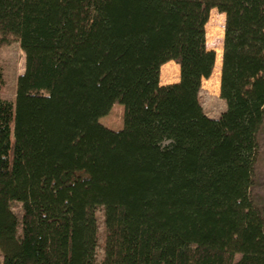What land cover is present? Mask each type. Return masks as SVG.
<instances>
[{
    "label": "trees",
    "instance_id": "16d2710c",
    "mask_svg": "<svg viewBox=\"0 0 264 264\" xmlns=\"http://www.w3.org/2000/svg\"><path fill=\"white\" fill-rule=\"evenodd\" d=\"M11 36L25 65L0 98L1 264H264V0H0ZM168 61L179 80L161 85ZM214 68L217 118L199 99ZM114 104L117 131L99 121Z\"/></svg>",
    "mask_w": 264,
    "mask_h": 264
},
{
    "label": "rangeland",
    "instance_id": "374dc122",
    "mask_svg": "<svg viewBox=\"0 0 264 264\" xmlns=\"http://www.w3.org/2000/svg\"><path fill=\"white\" fill-rule=\"evenodd\" d=\"M210 12H213V17L211 18V22H207L205 26L206 45L208 49L214 50L216 54L222 47L224 25L216 28L213 22L218 21L221 23L223 21V15H220L216 9H212ZM24 65L25 55L20 47L19 41L15 37L11 36L8 39V43L0 44V67L5 79V87L2 92H0L1 99L10 102L14 101L16 80L18 75L23 73ZM178 75L179 70L175 66L174 61H168L160 68V84L175 83L179 80ZM219 75L218 68H214L211 77L202 81L199 92V99L203 110L212 118L219 117L226 108L225 101L219 96ZM99 121L109 129L115 131L121 129L123 127V106L114 104L109 113L100 118ZM253 193L259 196V200L264 204V123L259 133V156L255 167V185L253 187ZM19 208L18 204L14 205L15 211H19ZM97 219L99 224L97 259L101 260L103 256L102 244L105 238L103 212L101 210L97 211ZM1 263L2 255L0 253V264Z\"/></svg>",
    "mask_w": 264,
    "mask_h": 264
}]
</instances>
